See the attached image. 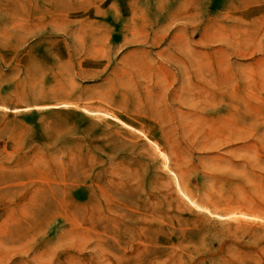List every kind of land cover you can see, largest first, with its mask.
Instances as JSON below:
<instances>
[{"label": "rangeland", "instance_id": "rangeland-1", "mask_svg": "<svg viewBox=\"0 0 264 264\" xmlns=\"http://www.w3.org/2000/svg\"><path fill=\"white\" fill-rule=\"evenodd\" d=\"M0 105V264H264V0H0Z\"/></svg>", "mask_w": 264, "mask_h": 264}, {"label": "bare ground", "instance_id": "bare-ground-1", "mask_svg": "<svg viewBox=\"0 0 264 264\" xmlns=\"http://www.w3.org/2000/svg\"><path fill=\"white\" fill-rule=\"evenodd\" d=\"M63 105V104H62ZM62 105H50V107H60ZM1 109L9 110L7 107L0 105ZM23 110V109H22ZM95 113V112H94ZM160 154H163L160 152ZM162 164H163V170L167 174V177L171 180L174 191L178 194V196H181L191 208H193L196 211H202L206 215L215 218L220 221H224L228 218V214H222L220 212L214 211L213 209L208 208L207 206L201 205L196 201L193 197L189 196L185 190L184 186H182L181 178L178 176L174 168L169 164V161L166 157L162 158ZM214 219V220H215ZM227 221V220H226Z\"/></svg>", "mask_w": 264, "mask_h": 264}]
</instances>
